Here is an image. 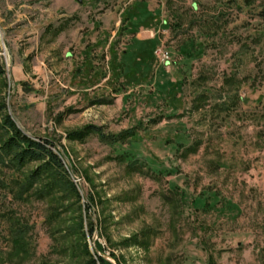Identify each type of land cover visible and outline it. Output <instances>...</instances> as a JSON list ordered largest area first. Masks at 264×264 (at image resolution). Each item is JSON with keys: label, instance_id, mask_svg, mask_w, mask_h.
I'll list each match as a JSON object with an SVG mask.
<instances>
[{"label": "rangeland", "instance_id": "rangeland-1", "mask_svg": "<svg viewBox=\"0 0 264 264\" xmlns=\"http://www.w3.org/2000/svg\"><path fill=\"white\" fill-rule=\"evenodd\" d=\"M261 11L264 0H0V124L8 113L54 140L80 194L21 200L0 185L6 262L264 264ZM97 42L109 43L91 61ZM23 170L0 165V178ZM11 213L28 226V257L9 251Z\"/></svg>", "mask_w": 264, "mask_h": 264}, {"label": "trees", "instance_id": "trees-1", "mask_svg": "<svg viewBox=\"0 0 264 264\" xmlns=\"http://www.w3.org/2000/svg\"><path fill=\"white\" fill-rule=\"evenodd\" d=\"M140 8V13H144L145 16L150 15L151 13L147 10V4L142 2ZM137 8L133 11V15L130 14L126 19L130 20L132 17L139 20L140 15L137 16L138 12H135ZM130 10V13H132ZM141 14V15H142ZM260 15L264 19V12L261 11ZM144 22L145 20H141ZM141 23V22H140ZM135 26H133L134 29ZM129 30V29H128ZM135 33V29L132 30ZM138 45V51L141 50L144 43L136 41ZM149 42H146L148 45ZM141 45V47H139ZM147 50V49H145ZM139 55L146 56L144 52H137ZM136 53V54H137ZM126 57L129 56V52H125ZM115 59V58H114ZM145 59V58H144ZM118 64H113L114 72L113 75L116 76L118 73ZM121 65V64H120ZM140 67V65H139ZM115 68H117L115 70ZM133 72L136 76L140 75L137 72H140L139 69H136L133 66ZM6 73V68L4 64L0 61V76H3ZM131 73V72H130ZM134 75V74H133ZM91 127V126H90ZM93 131H97L102 137L111 138L114 140V143L118 142L116 136H111L110 134L102 132L98 127H91ZM0 165L6 168L13 169L15 171H21L29 164L37 163L38 166L29 171L27 174L23 170V178H11L9 181H4L0 178V185L7 189L13 198L27 200L28 197L36 196L40 199H45L53 202L54 192H61L62 186L73 191L77 196H80L76 185L70 180L66 165L62 159L59 152L56 150L57 144L54 140L47 137H35L28 134L24 131L15 119L10 114H5L3 120L0 124ZM82 132H77L76 139H82ZM130 136H137V134H132ZM137 141V140H135ZM140 141V140H139ZM122 144V143H121ZM121 157L127 158L131 155L120 154ZM137 159L132 160L130 164L136 165ZM50 175V180L47 181V176ZM37 187V188H36ZM33 191V192H32ZM91 207V206H89ZM57 209V208H56ZM57 210H52L50 217L51 219L57 220ZM10 222V252L13 255H22L23 257H28L31 253V242L29 240V230L27 224H24L19 218H16L14 214H10L8 217ZM93 233L94 230L91 229ZM0 264H8L4 259L2 251H0ZM43 264V263H42ZM84 264H106V261L100 256L95 258L89 254V260Z\"/></svg>", "mask_w": 264, "mask_h": 264}, {"label": "crops", "instance_id": "crops-1", "mask_svg": "<svg viewBox=\"0 0 264 264\" xmlns=\"http://www.w3.org/2000/svg\"><path fill=\"white\" fill-rule=\"evenodd\" d=\"M125 32L126 31H128L126 28H125V30H124ZM112 35L113 36H111V37H114L115 36V33H112ZM140 35H141V32H139L138 34H135V36H138L137 38L139 39L138 41H140V40H143V39H140ZM134 36V37H135ZM109 39H108V41L111 39L110 38V36L108 37ZM105 39V38H104ZM113 39H111L110 40V42L112 41ZM100 41H102V40H100ZM98 43V42H97ZM107 43H109V42H105V43H101L100 42V44L98 45H95V44H93L92 43V45L91 46H87L86 48H84V56L87 58V59H89V60H91V61H93V56H94V54H93V52H95V50H97V49H100V48H102V51H103V48L104 49H107ZM103 44H105V46L103 45ZM137 50H138V47H137ZM125 52H128V51H125ZM125 52H124V54H125ZM97 80V79H96ZM104 81V78L102 79H100V80H97V81H95L94 83H92V85L89 87V86H87V87H89V88H91V89H95V88H97L99 85H100V82H103ZM87 90H89L88 88H85L84 89V91H87ZM95 93V92H94ZM103 100V99H102ZM97 101H100L99 99L97 100Z\"/></svg>", "mask_w": 264, "mask_h": 264}, {"label": "built area", "instance_id": "built-area-1", "mask_svg": "<svg viewBox=\"0 0 264 264\" xmlns=\"http://www.w3.org/2000/svg\"><path fill=\"white\" fill-rule=\"evenodd\" d=\"M156 55L166 66H169V64H171V53L165 47L158 48L156 51Z\"/></svg>", "mask_w": 264, "mask_h": 264}, {"label": "water", "instance_id": "water-1", "mask_svg": "<svg viewBox=\"0 0 264 264\" xmlns=\"http://www.w3.org/2000/svg\"><path fill=\"white\" fill-rule=\"evenodd\" d=\"M80 2H82V0H79Z\"/></svg>", "mask_w": 264, "mask_h": 264}]
</instances>
